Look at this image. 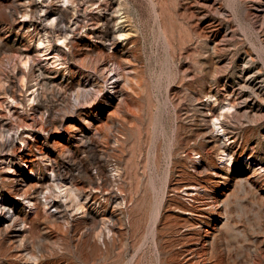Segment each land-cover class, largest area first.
Here are the masks:
<instances>
[{"label":"rangeland","instance_id":"obj_1","mask_svg":"<svg viewBox=\"0 0 264 264\" xmlns=\"http://www.w3.org/2000/svg\"><path fill=\"white\" fill-rule=\"evenodd\" d=\"M3 135L0 264H264V0H0Z\"/></svg>","mask_w":264,"mask_h":264},{"label":"bare ground","instance_id":"obj_2","mask_svg":"<svg viewBox=\"0 0 264 264\" xmlns=\"http://www.w3.org/2000/svg\"><path fill=\"white\" fill-rule=\"evenodd\" d=\"M60 15H62V14H60ZM63 16V15H62ZM64 21V20H63ZM63 21H61L62 23H63ZM62 23H60V24H62ZM60 27V26H59ZM195 28V27H194ZM193 29V28H192ZM194 30V29H193ZM195 31H197V30H195ZM195 31H193V32H195ZM192 32V31H191ZM199 32V31H198ZM94 34V33H93ZM197 35V34H196ZM199 37V36H198ZM201 37V36H200ZM62 38V37H61ZM106 40H108V39H106ZM109 40H110V38H109ZM165 40H166V38H165ZM103 41V40H102ZM105 41V40H104ZM62 42H64V39H62ZM111 43H110V45H112L113 46V44L115 43V41H112V39H111V41H110ZM167 43H168V40L166 41ZM129 43H131V44H133L134 43V41H131V42H129ZM168 46V45H167ZM202 46V45H201ZM37 47H38V49H39V51L40 52H48V49H49V46L48 45H45V44H43L42 42H38V44H37ZM24 51V50H23ZM21 53V52H20ZM107 53V52H106ZM105 53V54H106ZM24 55H23V57L24 58H26V59H30V58H28V54H27V52H24L23 53ZM118 54V53H117ZM117 54L115 53V52H113V53H111V54H108L107 53V56L106 57H115V59H116V57H117ZM103 57H105V56H103ZM110 57V58H111ZM119 58H120V56H119ZM24 60V61H22L21 60V62L23 63V64H26V62L28 61V60ZM105 59V58H104ZM107 59V58H106ZM109 59V58H108ZM119 59H117L116 61H118ZM119 62V61H118ZM243 68V67H242ZM240 70V69H239ZM241 72V71H240ZM116 73V72H115ZM237 77V76H236ZM106 80V79H105ZM117 81V80H116ZM114 83V82H113ZM253 84H254V81H253ZM257 86V85H256ZM117 88V87H116ZM256 88V87H255ZM252 89V88H251ZM254 89V88H253ZM99 92V91H98ZM97 92V93H98ZM119 92V91H118ZM243 92V91H242ZM238 94V93H237ZM241 94V93H240ZM208 96H210V95H208ZM211 96H213V94H211ZM92 97H93V95H92ZM239 97V96H238ZM209 98V97H208ZM212 98V97H211ZM240 98V97H239ZM34 99H35V96H34V90H31L27 95H26V101H27V103L28 104H30L31 102H33L34 101ZM91 99H93V98H91ZM230 100V99H229ZM229 100H227V101H229ZM235 100V99H234ZM245 100H247V99H245ZM244 101V100H243ZM87 103V102H86ZM245 103H247V101L245 102ZM234 105V104H233ZM232 105V103H231V101H229V102H227V104L226 105H224L223 106V108L224 107H227V109H231V107L233 106ZM211 106V105H210ZM234 107V106H233ZM75 108V107H74ZM210 119H211V121H212V125H216V126H219V124H220V122H218V120H219V118L220 117H224V116H226L225 115V111H222L221 110V108H220V110L221 111H219L218 109H216L214 106L212 107H210ZM229 112V111H228ZM97 134V133H96ZM98 135V134H97ZM0 137H3L5 140H6V138L7 137H5L4 135L3 136H0ZM211 140L214 142V143H216V145L215 146H213V148L215 149V150H217V149H221V152H222V155H220V159H224L226 156H228L229 155V152H228V147H227V144H225L223 141H221V139H220V137H219V135L218 134H214V133H212V135H211ZM225 153V154H224ZM227 158V157H226ZM9 168V167H8ZM33 174V172H32V170L31 171H29V173L27 174V176L26 177H30V175H32ZM53 176V181H55V183H54V187H55V189H56V197H58V198H63L64 200H68V201H70V203H71V206L73 207V209H74V211H76V212H82V209H83V202H81V194H80V190L79 189H77V188H75L74 186H70V185H67L64 181H62V180H60V179H58V181L56 180V175L55 174H53L52 175ZM113 176H114V178H115V176H116V173H114L113 174ZM89 178H90V180H95L94 178L95 177H90L89 176ZM103 178V177H102ZM104 178H106V177H104ZM107 179V178H106ZM104 181H105V179H104ZM24 188H26V187H24ZM25 190V189H24ZM23 191V190H22ZM26 191V190H25ZM52 190H48V191H46V192H40V194H41V197H40V199L37 201V202H39L40 204H44V205H48L49 207H56V208H58L57 206H55L54 204H53V195H52V192H51ZM54 191V190H53ZM21 193V192H20ZM20 193H19V195H20ZM26 193V192H25ZM22 194H23V192H22ZM21 198H22V200L24 201V203H25V206L28 208V209H35L36 210V208L37 207H39V205H37L38 203L36 202V201H33L32 199H29L28 197H26V195L25 196H23V195H21ZM6 200V199H5ZM5 200H2V199H0V213H5V223H7L6 225H7V227H10V226H12V225H14V213H13V209L12 208H9L6 204L7 203H9V200L7 201H5ZM37 200V199H36ZM38 209V208H37ZM50 216V215H49ZM51 217H54V219L52 220V221H56V220H58V219H60L59 217H55V215H51ZM49 221H51V220H49ZM24 228V227H23ZM23 228L21 227L20 228V230H23ZM108 232H109V230H108ZM33 262H36L35 260L33 261Z\"/></svg>","mask_w":264,"mask_h":264}]
</instances>
